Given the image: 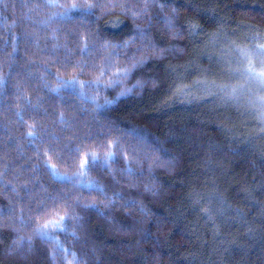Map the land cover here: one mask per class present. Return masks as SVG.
Here are the masks:
<instances>
[{"label": "trees", "instance_id": "trees-1", "mask_svg": "<svg viewBox=\"0 0 264 264\" xmlns=\"http://www.w3.org/2000/svg\"><path fill=\"white\" fill-rule=\"evenodd\" d=\"M260 45L264 0H0V264H264Z\"/></svg>", "mask_w": 264, "mask_h": 264}, {"label": "rangeland", "instance_id": "rangeland-1", "mask_svg": "<svg viewBox=\"0 0 264 264\" xmlns=\"http://www.w3.org/2000/svg\"><path fill=\"white\" fill-rule=\"evenodd\" d=\"M258 48L259 46H254V47L246 46L242 48L244 51H248L250 53L252 63L254 64L255 70L257 72L264 69V55L259 54ZM241 52L237 59V62L239 67L241 68L240 70L242 72L243 81H245V83L242 84L244 92L237 95L242 98L246 97L247 99L254 101V106H256L257 110H261L262 112L260 114L263 115L264 100H262L261 98L264 97V85H262L257 79L251 78L246 74L245 69L248 66V59L244 58L241 55ZM237 73L239 74V71Z\"/></svg>", "mask_w": 264, "mask_h": 264}, {"label": "snow or ice", "instance_id": "snow-or-ice-1", "mask_svg": "<svg viewBox=\"0 0 264 264\" xmlns=\"http://www.w3.org/2000/svg\"><path fill=\"white\" fill-rule=\"evenodd\" d=\"M51 6L55 7L57 5L55 3H52ZM72 7L75 8L76 5L73 4ZM258 51H259V54L264 55V45H260L258 48ZM241 55L244 58L248 59V66L245 69L246 74L251 78L257 79L262 85H264V69L258 72L255 70V66L252 63L251 55L248 51H242ZM261 99L264 100V97H262ZM82 169H83V165H82ZM80 175H84L83 170L81 171ZM63 220H64V217H60L59 220L57 221H48L44 223L43 225H41L37 231L43 238H47L48 230L49 229H59ZM20 243H22V239L21 241H17V244H20Z\"/></svg>", "mask_w": 264, "mask_h": 264}]
</instances>
